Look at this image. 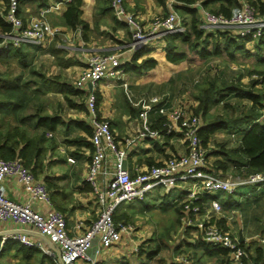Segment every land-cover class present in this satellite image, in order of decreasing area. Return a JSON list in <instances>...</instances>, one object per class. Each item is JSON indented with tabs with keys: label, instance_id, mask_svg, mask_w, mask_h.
Here are the masks:
<instances>
[{
	"label": "crops",
	"instance_id": "crops-1",
	"mask_svg": "<svg viewBox=\"0 0 264 264\" xmlns=\"http://www.w3.org/2000/svg\"><path fill=\"white\" fill-rule=\"evenodd\" d=\"M51 1L53 0H48V3ZM124 4L127 11L136 17L144 29H149L153 17L165 16L169 11L174 10L178 13L184 28L188 30L191 15L180 12L176 8L178 4L174 0H124ZM195 5L199 8L198 14H200V20L203 22V8L199 6V3ZM65 7L66 5H61L45 15L46 20L51 25L59 27V33L53 38L45 39L39 45L32 47L23 45V47H28L22 51L28 54V61L25 67L17 64L20 68L19 74H22L24 69L27 74L34 77L36 82L31 81L29 86L31 89L35 87L38 89L37 96L39 92L41 94L45 90H52L59 95L55 96L53 101L48 98L42 100L44 97L36 99V102H40L43 106L44 112L56 114L61 119L54 130L45 133L42 172L35 176L47 186L51 203L49 205L32 199L25 191L23 184L13 176H5L1 186L5 196L13 201L29 203L39 212H46L50 209L60 211L64 215L68 233L77 234L81 232L82 227H86L96 218L100 210L94 189L85 178L91 152L89 135L92 131V122L85 103L86 92L90 87L86 86L85 89H80L75 86L76 77L86 67L90 55L96 52L112 53L117 55L122 63L130 59L136 49L143 47L147 50L141 58L150 56L157 60L154 67L142 74L125 72L120 66L121 72L117 76L102 77L93 88L96 94L97 118L108 121L116 142L126 150L124 166L131 175H134L138 170L159 163L170 154L182 153L185 150L180 133L175 131L169 134L164 132L158 138L139 136L141 119L138 112L140 108L133 103L141 98L150 103L152 109L148 113V122L152 128H162L161 123L164 116L159 112V108L163 106L169 109L178 101L183 103L182 100L175 101V99L176 96H179V89H184L186 85L182 86V82L172 90L171 82L175 83L174 80H177L175 76L181 74L179 77L183 78L189 73L192 76L196 74L191 81V84L195 86L206 76L205 72L211 77L216 75L220 81L219 73L224 68L219 66L218 69L215 67L211 70L208 66L209 63L213 66L211 58L208 60L200 59L196 51L187 50L186 44L180 42H177L176 45L186 53L185 58L177 62L168 61L165 58L166 42L158 35L150 38L146 43L132 48L131 31L124 22L116 19L110 0H81L80 18L85 26L80 24L75 28L64 24L62 13ZM40 8H37L35 3H20L19 15L24 22H27L37 14ZM190 53L197 56L196 64L189 61ZM2 60L0 62L7 65L11 62H18L16 56L9 58V61ZM194 65L196 66L193 67ZM230 67L226 69L228 74L232 70H236V73L238 71L243 72V68L235 64H231ZM40 74L50 78V81L47 83L41 81ZM27 79L21 78L22 81ZM31 83L35 85L32 86ZM62 84L77 90L76 93L68 94L65 92V97L64 90L63 92L56 90V88L64 89ZM175 89L178 90L175 91ZM190 101V103L184 104L190 108L196 105L195 99ZM49 132L50 135H48ZM67 157H72L73 162L68 161ZM209 157L210 160L214 158ZM111 158L112 155L109 153L103 167L109 168L111 166ZM107 179L108 175L99 174L98 187L101 188ZM190 185V183L185 184L186 188ZM253 186L256 188L252 190L262 192L259 186L255 184ZM159 188L163 189L161 186H156L152 191ZM170 192L164 191V194ZM208 195L206 194L207 203L209 202ZM185 198V190H179L173 200L174 211ZM237 212L239 213V211ZM221 217L222 220L220 221L224 222L222 225L228 227L233 233L241 234L242 243L248 239L249 244L246 230H243L246 234L243 236L242 230L237 231L236 226L233 224L232 227L231 225V222L233 223L238 215L232 218V214L227 217L223 214ZM77 224L80 225L79 228L76 226ZM144 228L145 226L140 227L139 230L135 229L131 234L122 236L119 242L109 248H100L95 241V246L92 245L88 254L93 258L94 264L104 261L101 257L105 254L116 257L121 253L123 257H126L132 252L133 247L139 246L143 241L150 238V236L145 237L141 233L144 232ZM20 233H24L31 241L40 242V246H28L12 238L13 234ZM135 235L138 237L135 238ZM95 248L98 249L96 252ZM58 250L56 244L45 240L42 234L32 226H21L11 221L0 222V264H59Z\"/></svg>",
	"mask_w": 264,
	"mask_h": 264
},
{
	"label": "built area",
	"instance_id": "built-area-1",
	"mask_svg": "<svg viewBox=\"0 0 264 264\" xmlns=\"http://www.w3.org/2000/svg\"><path fill=\"white\" fill-rule=\"evenodd\" d=\"M70 1L53 0L24 22L19 15V0H7L2 16L10 29L0 32V47L39 45L45 39L55 37L60 29L51 25L45 15ZM110 5L116 19L129 27L133 39L132 48L146 43L156 35L163 38L164 34L185 30L174 10L165 16L153 17L149 29H144L136 17L127 11L124 0H110ZM202 10L204 28L229 30L244 35L252 29L264 27V15H259L256 7L246 0H240L229 15ZM120 64L121 61L115 54L93 53L75 80L77 88L90 87L86 92L85 103L92 122L89 136L91 152L85 178L94 189L100 206L96 218L86 227H82L80 233L72 234L68 233L64 215L60 211L50 209L39 212L29 203L16 202L6 197L1 182L5 176H13L23 184L32 199L49 205L51 203L47 186L17 157L0 158V222L11 221L21 226H32L58 246L59 264H94L93 258L88 254L93 241L105 249L134 231L132 224L123 219H114L116 208L121 202L143 200L156 186L163 187L166 192L173 189L185 190L186 198L179 204V218L182 223L179 242L185 240L195 243L200 240L207 245L224 249L231 264H245L244 260L250 252L239 242L238 234L218 223L216 215L222 210V204L217 198H211L207 203L201 197L216 191L234 193L240 185L264 183V175L253 173L244 177L216 170L209 161L211 149L204 145L199 134L203 122L189 106L178 102L169 109L160 107L159 112L164 116L162 128H152L148 122V113L152 106L143 98L133 103L140 108L138 116L141 119V128L138 135L158 138L164 132L169 134L175 131L180 133L185 150L170 154L159 163L131 175L124 166L126 150L116 142L108 121L97 118L96 94L93 89L102 77L117 76L121 72ZM50 134L49 132L48 135ZM109 153L112 155L111 166L103 167ZM67 160L73 162L72 157H67ZM101 173L108 175V179L99 188L98 175ZM186 183H190V187L186 188ZM76 226L80 227L79 224ZM12 238L28 246H40V242L31 241L24 233L13 234ZM261 241L263 243L264 239ZM136 249L137 247H133L132 251ZM97 250L95 248V252Z\"/></svg>",
	"mask_w": 264,
	"mask_h": 264
},
{
	"label": "trees",
	"instance_id": "trees-1",
	"mask_svg": "<svg viewBox=\"0 0 264 264\" xmlns=\"http://www.w3.org/2000/svg\"><path fill=\"white\" fill-rule=\"evenodd\" d=\"M246 1L256 7L259 15H264V0ZM25 2L35 3L37 8L48 4V0H19V4ZM174 2L178 4L176 8L180 12L191 15V20L188 30L163 35L166 42L165 58L168 61L177 62L185 58L186 53L176 45L177 42H180L186 44L187 50L196 51L200 59L208 60L209 58L224 57L227 62L239 66L240 56L246 58L251 56L256 58V62L263 65L261 69L254 66V68L247 70L246 73L240 76L235 74L236 70L231 69L232 73L238 77L230 76L226 71L227 67L224 66V69L219 73L220 81L214 75L212 80L208 82L205 81L210 77H206L202 83L195 84L197 91L194 94L192 93V96L196 101V105L191 109L203 122L199 134L204 145L209 147L211 137L219 130L229 131L234 136L230 139L237 141L235 145L226 148L224 144H217L219 149L213 150V153L217 156L215 155V160L213 163L211 162L216 170L244 177L253 173L264 175V27L252 29L244 35L232 33L229 30L200 27L203 22L200 20L199 8L196 7V3H199V6L204 10L229 15L231 9L238 6L240 0H174ZM80 5L81 0H71L66 5L62 13L65 25L72 28L80 24L85 26L80 18ZM4 9L0 12V32L10 29V25L2 16L5 12ZM255 33H258V35L256 36ZM23 45L32 47L28 44ZM23 45L0 47V60L9 61V58L16 56L18 64L25 67L28 54L22 51H25L24 49H28V47H23ZM248 45H250V48ZM252 48L254 49L252 50ZM146 50L139 47L130 59L122 62L120 66L125 72L135 74H142L154 67L157 64L155 58L150 56L141 58ZM30 72L34 74L32 70ZM237 73L239 74L241 71ZM245 74L249 77L247 83L242 81ZM39 76L44 83L50 81V78L45 77L43 74ZM7 77L9 78V75L5 76L3 74L0 77V158L12 159L18 157L22 164L36 176L42 172L45 133L54 130L61 119L56 114L44 112L41 103L36 102L38 89L36 87L31 89L29 86L31 81L36 82L34 79L22 81L21 74H18L13 82H10L6 79ZM62 88L64 89L56 88V90L58 92L64 90L65 97L66 93L74 94L77 91L63 84ZM227 96L247 100V103H243L242 106H235L234 103L230 104L223 101ZM213 104H220L221 109L215 111V113L211 112ZM209 148L211 149V147ZM252 184L259 186V188L264 187V183ZM253 188L256 187L253 186ZM201 199L206 202V194ZM175 211L176 214H179V207H176ZM123 217V214L114 215V219H122ZM217 217L220 218L218 215ZM221 224H224V222H221ZM262 233L264 236V229ZM165 243L162 237L154 235L138 246L136 256L141 257L145 254L146 263L154 259L156 264H231L224 249L207 245L200 240L195 243L185 240L179 243L173 251L181 254L186 252L185 260L175 261L171 259L170 262H167L164 257H156L159 250L163 246H167ZM180 246L183 247V250H178ZM186 260L187 262H185ZM244 262L245 264L264 263V245H255L254 253H249ZM96 264L106 263L100 261ZM120 264L130 263L127 258Z\"/></svg>",
	"mask_w": 264,
	"mask_h": 264
},
{
	"label": "rangeland",
	"instance_id": "rangeland-1",
	"mask_svg": "<svg viewBox=\"0 0 264 264\" xmlns=\"http://www.w3.org/2000/svg\"><path fill=\"white\" fill-rule=\"evenodd\" d=\"M6 4H7V0L5 1L0 0V12L4 8H6ZM255 35L257 36L258 33H255ZM248 47L250 48V45H248ZM253 49L254 48H252V50ZM190 54L192 56L190 55L189 61L196 64L198 61L197 56H195L194 53H190ZM255 59L256 58L251 56L247 58L240 56L238 63H239V67L243 68V72L239 74L238 73L235 74H237L238 76L243 75V73H246L247 70L254 68V66H256L258 69H261L263 65L261 63L256 62L257 60ZM211 60L213 66L211 65V63L208 64L211 70H213L215 67L218 69L219 66L220 67L225 66L229 68L231 64H234L229 61L227 62V60L224 57L211 58ZM17 64H18L17 61H15V63L11 62V64L8 65L4 63L2 64L0 62V77L1 74L5 76L9 75V78L7 77L6 79H8V81L13 80L19 74L20 68L17 66ZM195 66L196 65H194L193 67ZM202 70L205 71V69ZM205 73L206 76L199 83H202V81L206 77H210V78L207 79L205 82L212 80V77L207 72ZM235 74L230 72V76L232 75L237 76ZM180 75L181 74L175 76V79H177L174 80L175 83L171 82L172 90L182 82L183 83L181 85L182 86L186 85V87L184 89H179V96L178 97L176 96L175 101L180 99L183 101L182 104L190 103L191 102L190 100L193 99L191 93L194 94L197 91V86L191 84L192 78L196 76V74H193L192 76L191 73H189L183 78L179 77ZM246 76L247 75L245 74V76L242 78L244 83H247L249 79V77ZM21 78L34 79V77L27 74L24 69L21 74ZM31 85L34 86L35 84L31 83ZM176 90L178 89H175V91ZM55 96H59V95L54 93V91L52 90H45L44 93L40 94L39 92L38 96H36V99L39 98L41 99L44 97L42 100H46V98H48L50 101H53L52 99H54ZM223 101L230 104L234 103L235 106H239V105L242 106L243 103L245 104L247 103V100L239 99L236 97L234 98L233 96H227ZM213 105L211 106V112L215 113V111L221 109L220 104H213ZM230 138H234V136L230 134L229 131L226 130L224 131L219 130L211 137V141L209 142L210 144L209 147H211V152L209 155L214 158L213 160H210L211 158L209 157L210 162L213 163L215 157L217 156L216 154L213 153L214 149H219V146L217 144L219 145L224 144L225 145L224 147L226 148V147H231V145H235L237 143L236 140H232ZM219 157L221 156L219 155ZM262 188H263L262 192H259L252 190L253 185L245 184V185H240L236 189V191L232 194L216 191L214 193L213 192L209 193L208 195V199L217 198L222 204V210L218 212V214L216 213L218 216L221 217L224 214L227 217L229 216V214H232L233 215L232 218H234L236 215H238V218L234 220L233 223L231 222V225L232 227L235 225L236 226L235 229H237V231L242 230L243 232V230H246L250 242L248 244V239H247L244 241L243 245L246 246L248 251H250V254L254 253L255 245H264V242L262 243L261 241V239H264V236L262 235L263 234L262 230L264 229V187L262 186L259 189ZM178 192L179 190L173 189L169 194L168 193L164 194L163 189L160 188L155 189L154 191H152V193L151 192L147 193L143 200H131V201L121 202L117 207L116 212L114 213L115 215L123 214L124 217L122 219H124L125 222L131 223L132 226H134V231L135 229L139 230L140 227L142 228L143 226H145L144 228L145 233L141 232L143 236L153 237L154 235H157L159 237H162L163 241L166 242L165 244L167 246L166 247L163 246L159 250L156 257H164L167 260V262H170L171 259L175 261L185 260L186 257V252L184 254H181L180 252L173 251L175 247L178 246V244L180 243L179 242L181 238L180 227L182 228V223L179 218V214H176L173 209V205H174L173 200L178 194ZM237 211H239V213ZM218 221L220 225H222L220 219H218ZM227 221H229V219H227ZM222 226L226 227L225 225ZM146 229H148V231H146ZM147 232H149L150 234ZM188 235L191 236V233L188 232ZM244 235L246 236V234L243 232V236ZM134 237L137 238L138 235H135ZM181 249L183 250V247L180 246L178 250ZM137 250H138V246L136 251L130 252L126 257H123L121 253L116 255V257L111 256L109 254H105L101 257V259H103L106 264H120L124 261V259L127 258L130 264H145L146 263L145 254H143L141 257H137L136 256ZM185 262H187V260ZM146 264H156V263L155 260L153 259Z\"/></svg>",
	"mask_w": 264,
	"mask_h": 264
},
{
	"label": "water",
	"instance_id": "water-1",
	"mask_svg": "<svg viewBox=\"0 0 264 264\" xmlns=\"http://www.w3.org/2000/svg\"><path fill=\"white\" fill-rule=\"evenodd\" d=\"M43 236V238H45V240H48V238L47 237H45L44 235H42ZM238 240H239V242H242V236H241V234H238ZM93 245H94V241H93ZM95 246V245H94ZM94 250V249H93ZM92 250V253L94 252ZM58 253H59V250H58ZM93 255V254H92Z\"/></svg>",
	"mask_w": 264,
	"mask_h": 264
}]
</instances>
